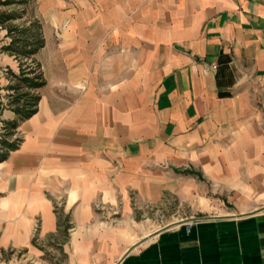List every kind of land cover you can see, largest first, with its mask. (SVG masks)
<instances>
[{
	"label": "crops",
	"instance_id": "0c3cea01",
	"mask_svg": "<svg viewBox=\"0 0 264 264\" xmlns=\"http://www.w3.org/2000/svg\"><path fill=\"white\" fill-rule=\"evenodd\" d=\"M31 9L45 86L0 162V264L49 243L58 264H264V0ZM172 201L194 216L146 230L134 206Z\"/></svg>",
	"mask_w": 264,
	"mask_h": 264
},
{
	"label": "trees",
	"instance_id": "16d2710c",
	"mask_svg": "<svg viewBox=\"0 0 264 264\" xmlns=\"http://www.w3.org/2000/svg\"><path fill=\"white\" fill-rule=\"evenodd\" d=\"M27 3L28 0H0V6L3 7L14 5L25 7ZM22 18L23 13L18 15L16 12H0V27L7 31V36L10 38V42L2 50L13 56L19 63L18 74L8 71L13 80V84L8 86L10 92L8 107L17 115L18 120L8 122L3 127L6 139L0 142V162L6 159L10 151L17 149L18 143L7 139L14 136L19 122L36 114L40 100L39 91L45 86L40 65L34 59L37 52L44 46L39 23L32 21L27 25L7 26V23L10 24Z\"/></svg>",
	"mask_w": 264,
	"mask_h": 264
},
{
	"label": "rangeland",
	"instance_id": "374dc122",
	"mask_svg": "<svg viewBox=\"0 0 264 264\" xmlns=\"http://www.w3.org/2000/svg\"><path fill=\"white\" fill-rule=\"evenodd\" d=\"M35 0H28V3L25 7H21L19 5H14L11 7H3L0 6V12H16L18 15L23 13V18L18 19L16 21L11 22L10 24L7 23V26H18L20 24H28L29 22L36 21L40 23V20L33 18L32 19V5L34 4ZM23 8V9H21ZM42 25H40L41 27ZM10 38L7 36V31L5 29H2L0 27V50L7 45L10 41ZM12 60L8 59L7 56L3 53L0 54V88L2 96L6 94L4 88L6 86L7 78L4 71L6 69L7 64H9ZM8 77V74H7ZM6 78V79H5ZM10 81V80H9ZM3 96V97H4ZM5 99V98H4ZM17 133H14L13 137H10V139L14 142H17L18 145L22 141L24 135L21 132L15 131ZM3 134H5L3 132ZM136 212H140L142 215V218H140L144 225H146V230L148 231H154L161 227H164L170 223L179 221L181 219H188L191 216H194V210H192L190 207L179 204L175 201L169 202V203H163L161 205H155V206H149L148 208L140 209L137 205L134 206ZM59 210V209H58ZM146 231V232H148ZM42 254L40 257L36 260H34L33 264H58L59 262H62L60 255L58 258L56 257L57 253H54L50 251V243L49 245H44V249H40ZM31 264V263H28Z\"/></svg>",
	"mask_w": 264,
	"mask_h": 264
},
{
	"label": "built area",
	"instance_id": "2783aa9c",
	"mask_svg": "<svg viewBox=\"0 0 264 264\" xmlns=\"http://www.w3.org/2000/svg\"><path fill=\"white\" fill-rule=\"evenodd\" d=\"M217 68H218V65H217L216 62H212V63L210 64V70H212V71H216Z\"/></svg>",
	"mask_w": 264,
	"mask_h": 264
},
{
	"label": "water",
	"instance_id": "95a60500",
	"mask_svg": "<svg viewBox=\"0 0 264 264\" xmlns=\"http://www.w3.org/2000/svg\"><path fill=\"white\" fill-rule=\"evenodd\" d=\"M172 225H175V224H172ZM164 229H166V228H164ZM159 232H160V231L154 233V235H157ZM131 250H132V249H131ZM131 250H130V251H131ZM130 251H129V252H130ZM129 252H128V253H129Z\"/></svg>",
	"mask_w": 264,
	"mask_h": 264
}]
</instances>
